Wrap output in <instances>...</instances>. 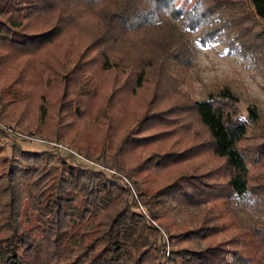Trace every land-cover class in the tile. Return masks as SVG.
<instances>
[{"label":"trees","instance_id":"1","mask_svg":"<svg viewBox=\"0 0 264 264\" xmlns=\"http://www.w3.org/2000/svg\"><path fill=\"white\" fill-rule=\"evenodd\" d=\"M195 31L264 66V0H0V123L109 159L0 146V264H264V123L191 98Z\"/></svg>","mask_w":264,"mask_h":264},{"label":"rangeland","instance_id":"2","mask_svg":"<svg viewBox=\"0 0 264 264\" xmlns=\"http://www.w3.org/2000/svg\"><path fill=\"white\" fill-rule=\"evenodd\" d=\"M189 37L196 47L194 66L184 83V88L190 93L191 98L199 101L205 99L212 91L211 86L222 85L228 81L233 87L231 92L238 99L241 116L251 125H255L257 122L264 123V66L262 62L257 61L249 54L242 53L238 45L232 46V49L229 48L227 41L201 46L198 42V32H192ZM250 108L255 110L257 118H251ZM19 129L18 126L11 123H0V146L5 148L7 155L10 153L13 142L20 144L25 149L35 151L52 149L49 147L50 145L40 144L38 139H47L53 142L55 140L39 136L37 133L32 136L25 135ZM55 142L76 150L63 141ZM54 151L67 156L71 163L83 167L104 168L103 160H109L98 154L86 156L79 152L80 157H76L68 155L63 150ZM106 170L108 174H113L112 170ZM125 182L131 187L130 181L125 180ZM236 200L242 213L251 214L264 221V197L242 194L236 196ZM166 254L168 253L166 252Z\"/></svg>","mask_w":264,"mask_h":264},{"label":"built area","instance_id":"3","mask_svg":"<svg viewBox=\"0 0 264 264\" xmlns=\"http://www.w3.org/2000/svg\"><path fill=\"white\" fill-rule=\"evenodd\" d=\"M38 141L40 142V144H43L44 146L50 145L49 147L56 148L58 150H63L68 155L80 157V153L77 150H73L64 144H60V143L55 142V141L53 142V141H49L47 139H40V138L38 139Z\"/></svg>","mask_w":264,"mask_h":264}]
</instances>
